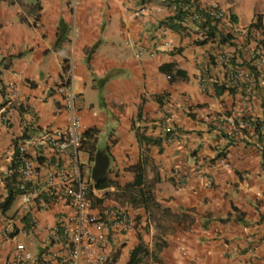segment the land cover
Wrapping results in <instances>:
<instances>
[{
    "label": "crops",
    "instance_id": "1",
    "mask_svg": "<svg viewBox=\"0 0 264 264\" xmlns=\"http://www.w3.org/2000/svg\"><path fill=\"white\" fill-rule=\"evenodd\" d=\"M166 1L0 0V78L18 90L10 124L0 120V200L15 137L67 123L54 86L72 65L74 108L83 129L96 131L89 141L110 157L112 182L92 189L90 211L107 215L122 204L136 216L134 227L109 230L103 250L110 264H125L141 241L152 249L161 234L143 206L114 194L134 178L129 167L143 154L156 200L168 211L160 220L168 225L165 245L146 264H264V151L259 135L242 125L249 118L264 124V67L253 72L246 48L254 47L248 25L257 21L264 35V0H199L232 14L242 32L233 40L219 23L207 38L190 19L178 26ZM169 62L186 77L170 81L161 69ZM231 67L252 78L228 79ZM6 94L0 90V114ZM136 130L162 138L141 141ZM63 208L39 216L50 220ZM6 251L0 247L1 258Z\"/></svg>",
    "mask_w": 264,
    "mask_h": 264
},
{
    "label": "built area",
    "instance_id": "2",
    "mask_svg": "<svg viewBox=\"0 0 264 264\" xmlns=\"http://www.w3.org/2000/svg\"><path fill=\"white\" fill-rule=\"evenodd\" d=\"M178 6L190 11L188 17L193 20H204V14H207L231 27L233 35L242 34L241 29L231 22L230 14L217 2L180 0L170 7L176 10ZM249 36L254 47L251 49L246 45V48L252 65L261 72L264 67L263 36L254 27ZM72 74L73 68L69 66L55 87L65 98L67 123L47 127L34 137H22L14 142L11 164L14 162L15 167L10 165L4 173L5 177H10L14 171L17 173L11 179V185L19 202L11 212L0 208V247L7 245L5 256H0V264H104L108 257L103 244L109 230H127L135 225L133 213L120 204H113L107 215L90 211L87 189L90 185L92 189L96 188L82 170L78 157L85 129L77 109H74ZM251 78L250 70L231 67L228 71L230 80ZM1 89L10 99L18 97L13 79H0ZM12 110L6 109L0 115L5 126L11 122ZM26 124L27 121L23 120V126ZM242 125L254 134V124L250 120ZM259 142L264 144V137ZM47 150L54 159L46 156ZM65 154L67 160H61ZM58 204L65 208L56 211L52 219L43 220L39 216ZM29 235L34 238L31 245L24 240Z\"/></svg>",
    "mask_w": 264,
    "mask_h": 264
},
{
    "label": "trees",
    "instance_id": "3",
    "mask_svg": "<svg viewBox=\"0 0 264 264\" xmlns=\"http://www.w3.org/2000/svg\"><path fill=\"white\" fill-rule=\"evenodd\" d=\"M180 0H167V5H171L174 2H178ZM190 14V11L183 10L181 7H177L176 10L173 11V14L169 15L167 18L171 21H175L178 26H180L179 22H182L186 17ZM198 27H205L206 28V35L211 36V34L214 32V29L217 28V22H215L211 17L207 16L203 21H196ZM259 25V23H256ZM170 26L175 27V23H170ZM213 28V30H212ZM226 37H228L227 33ZM206 37V38H207ZM226 37H222L225 39ZM205 38V39H206ZM203 39V40H205ZM174 63H164L161 65V69L164 70L170 81L179 79V78H185L186 73L185 70L181 68H175ZM251 68L253 72L256 74L257 68L254 65H251ZM253 124H254V133L258 134V140L261 141V139L264 137V124L259 119H252L249 118ZM96 134V131L94 128L90 127L89 129L85 130L83 133V139L81 141V148H85L88 150L93 157L94 151L97 149V146L93 144V141L90 142L89 138L93 137ZM138 140L141 141H150L152 140L153 143H156L160 141L162 137H151L148 135H145L139 130H136L135 132ZM263 151H264V144H261ZM146 155L143 154L141 158L134 164H132L129 169L133 170L134 172V178L128 182H126L122 186H116L114 189V194L116 196H119L121 200H127L129 203H131L133 206L141 205L143 206L148 212L151 217V220L155 221L152 222L155 223L157 227L159 228V232L161 234H158L153 242V248L149 249L146 243H143L142 241L139 242L135 247L132 248L130 252V257L127 260L125 264H146L147 255L152 256L156 259L158 250L165 245V239L163 237V233L167 230L168 225L164 222L161 223L160 220H165V217L168 216L167 214V208L160 205V203L156 200L155 193H154V185L156 180L155 179H148L146 176ZM11 167H15V163L13 162L11 164ZM111 171V168L109 167L107 175L102 178L100 181L95 182L97 187H102L111 184L112 179L109 178L108 173ZM16 172L14 171L10 177H7L6 179V187L10 189V193H8L7 197L3 202L0 203V208L5 210L9 207L10 203L12 202L13 193L12 185H11V179L16 176ZM116 185V183H115ZM104 264H110V262H106Z\"/></svg>",
    "mask_w": 264,
    "mask_h": 264
},
{
    "label": "clouds",
    "instance_id": "4",
    "mask_svg": "<svg viewBox=\"0 0 264 264\" xmlns=\"http://www.w3.org/2000/svg\"><path fill=\"white\" fill-rule=\"evenodd\" d=\"M214 2H216V1H214ZM218 3V2H217ZM219 4V3H218ZM220 5V4H219ZM171 6V5H170ZM221 6V5H220ZM222 7V6H221ZM225 9V8H224ZM140 10L141 9H139V10H137L138 12H140ZM226 10V9H225ZM172 11H174V10H172ZM227 11V10H226ZM228 13H229V11H227ZM204 13V12H203ZM230 14V19H231V22L234 24V21H233V19H232V14L231 13H229ZM204 18H206L207 16H209V15H207V14H204ZM210 17V16H209ZM212 18V17H211ZM186 19H190L191 21H193L195 24H197V22L196 21H203V19L202 20H193V19H191V18H189L188 16L186 17ZM186 19H184L183 21H186ZM214 20V19H213ZM215 22H217V23H219L220 25H222V26H224V27H226L227 28V34H228V36H229V39H231V40H233V39H236L237 37H238V35H233L232 34V32H231V27H229V26H227V25H225L224 23H221V21H218V20H214ZM257 23V21L256 22H254V23H252V25L251 26H247L246 27V29H247V32H246V34L249 36L250 35V32L252 31V28L254 27V28H256L258 31H259V25H257L256 24ZM198 26V25H197ZM235 26H237V25H235ZM259 33V32H258ZM260 34H262V40H264V35H263V33L261 32ZM206 37H207V35H206ZM262 40H261V42H262ZM169 43V42H168ZM264 45V44H263ZM138 54H139V52L137 53V56H138ZM72 67L73 68V66L72 65H67V67H65L62 71H61V74H62V72L65 70V69H67L68 67ZM259 73H260V71L259 70H257ZM251 73H252V71H251ZM73 74H74V68H73ZM73 74H72V76H71V79H70V83L72 82V77H73ZM0 79H2V78H0ZM3 80V79H2ZM60 82H61V75H60ZM60 82H59V84H60ZM58 85V84H57ZM57 85H55L54 86V89L56 90V86ZM71 85H72V91H73V94H74V97H73V104H74V98H75V93H74V90H73V84L71 83ZM2 90H4V89H1V91ZM5 91V90H4ZM57 91V90H56ZM6 92V91H5ZM62 96H63V94H62ZM17 99H18V97H16V98H14V99H10V97H9V99H7V101H6V107L4 108V109H2L1 110V112H5L6 111V109H12L13 108V106H14V104H16L17 103ZM63 99L65 100V98H64V96H63ZM13 101H14V103H13ZM64 107L67 109V106H66V101H65V103H64ZM75 109V108H74ZM14 110H17V109H13L12 111H14ZM65 110V109H64ZM66 111V110H65ZM10 113H11V111H10ZM2 114V113H1ZM0 114V115H1ZM10 118H11V115H10ZM10 124V123H9ZM166 128H169V127H164V130H165V132L166 133H170V132H172V130L169 128L168 130L166 129ZM85 131V130H84ZM172 134H174L175 135V133H174V131H173V133ZM22 137H24L23 135H20V136H16L15 137V140L16 139H19V138H22ZM15 140L13 141V151H14V142H15ZM79 148H81V147H79ZM98 149V148H97ZM96 149V150H97ZM95 150V151H96ZM105 150H106V148H105ZM47 151H49V150H47ZM95 151H94V153H95ZM106 152H107V150H106ZM108 153V152H107ZM12 155H13V153H12ZM46 156L47 157H50V156H48L47 155V152H46ZM51 159H54V156L52 155V158ZM92 159H93V161H94V154H93V157H92ZM80 160V159H79ZM11 162V161H10ZM81 163V162H80ZM93 164V163H92ZM109 164H110V162H109ZM10 165H11V163H10ZM81 166H82V170H83V165L81 164ZM91 167H92V165H91ZM109 167L110 166H108V168H107V171H106V174H105V176L107 175V172H108V169H109ZM84 171V170H83ZM87 177H90L91 179H92V177H91V171H90V173H88V174H85ZM104 176V177H105ZM103 177V178H104ZM6 179H7V177H5V173H4V180H5V185H6ZM100 181V180H99ZM98 182V181H97ZM92 184L94 185V187L96 188L97 186H96V184H95V181L92 179ZM6 195L3 197V200L1 199L0 200V203L1 202H3L4 200H5V198L7 197V195H8V193H10V189L9 188H7L6 187ZM11 192L13 193V195H14V191L13 190H11ZM91 192H93V190H92V185H90L89 187H88V189H87V195H88V197L90 198V193ZM17 197H15V195L13 196V198H12V201L14 200V199H16ZM91 200V199H90ZM11 204V203H10ZM120 205H122V204H120ZM10 206V205H9ZM122 206H124V205H122ZM125 207V206H124ZM9 208V207H8ZM8 208L7 209H5V210H8ZM128 208V207H127ZM129 209V208H128ZM133 213V212H132ZM133 215L135 216V214L133 213ZM135 220H136V216H135ZM135 225H136V222H135ZM134 225V226H135ZM133 226V227H134ZM121 230V229H120ZM109 260H107V262H108Z\"/></svg>",
    "mask_w": 264,
    "mask_h": 264
},
{
    "label": "water",
    "instance_id": "5",
    "mask_svg": "<svg viewBox=\"0 0 264 264\" xmlns=\"http://www.w3.org/2000/svg\"><path fill=\"white\" fill-rule=\"evenodd\" d=\"M109 162L110 157L105 148H98L94 153V161L91 167V177L95 182L105 176Z\"/></svg>",
    "mask_w": 264,
    "mask_h": 264
},
{
    "label": "rangeland",
    "instance_id": "6",
    "mask_svg": "<svg viewBox=\"0 0 264 264\" xmlns=\"http://www.w3.org/2000/svg\"><path fill=\"white\" fill-rule=\"evenodd\" d=\"M30 1H33V0H30ZM125 46H127V45H125ZM78 152H79V159H80L81 164L86 169V171L88 173H90L91 165L93 163V159H91L90 153L87 150L83 149V148H79ZM18 202H19L18 198L14 199L11 202V204H10V206H9L7 211L11 212L18 205ZM36 242H37V244L39 243L37 240H36Z\"/></svg>",
    "mask_w": 264,
    "mask_h": 264
}]
</instances>
